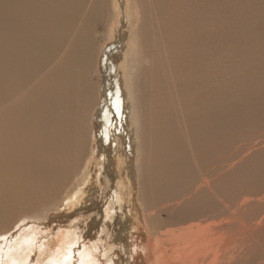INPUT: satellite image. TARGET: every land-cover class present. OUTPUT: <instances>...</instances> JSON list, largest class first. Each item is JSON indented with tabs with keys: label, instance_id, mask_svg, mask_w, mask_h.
<instances>
[{
	"label": "bare ground",
	"instance_id": "6f19581e",
	"mask_svg": "<svg viewBox=\"0 0 264 264\" xmlns=\"http://www.w3.org/2000/svg\"><path fill=\"white\" fill-rule=\"evenodd\" d=\"M254 1L252 6L259 9L255 13L261 17L250 15L252 9L248 2L249 6L244 7L250 10V13L247 11L249 17L240 21L244 12L236 1L233 4L232 0H210L215 6L213 14L216 15L211 16L215 21L211 26L206 19L192 21L189 40L178 45L174 73L168 74L170 81L168 79L165 86L156 91L150 89L149 81L145 83L152 73L144 72L141 77L137 69L142 45L134 40L140 34V23L131 31L128 29L131 34L128 50L119 54L124 30L131 26V8L127 0H112L118 19L116 27L110 25L108 40L103 48L100 46V52L97 48V94V88L90 84L96 49L90 45L87 34L89 25L99 19L106 0L105 5L103 0H97L100 10L93 5L83 9L86 0H0V264L228 263L229 257L224 251L230 240L222 236L220 240L215 239L220 230L228 227L227 222L211 223L203 230L197 226L195 231L184 227L187 230L182 228V236H178L175 232H160L147 212L150 208L156 209L157 200L175 201V191L179 199L187 195L190 183L196 185L193 200L199 202L209 187L208 176L197 166L195 174H191L189 165L202 162L214 147L213 136L203 131L205 122L211 118L219 122L222 118L218 116L230 114L232 110L225 107L226 103L237 109L232 96L245 99L244 102L252 106L261 105L264 90L257 94L241 88L259 81L257 78L264 80V75L259 73H264L261 29L264 30V0ZM136 3L138 21L146 23V19H140L145 3L140 0ZM206 12L200 16L209 19ZM192 14L195 13L190 15L193 17ZM223 29L230 38L225 39L224 33L216 35L215 31ZM219 39L223 44L226 40L236 45L226 47L225 64L214 60L220 47L207 45V40L215 44ZM146 40L150 51L152 42ZM149 54L146 51L143 56L148 64L154 61L153 54ZM120 55L119 68L128 57L130 70L136 72L134 86L135 83L142 85L136 88L139 98L133 108L135 121L128 117L131 154L121 153V156L117 142L122 123L116 122L113 113L116 75L112 69ZM257 57L260 62H256ZM164 58L166 61L168 56ZM237 63L241 71L225 79L221 72L224 66L234 69ZM172 74L177 80V94L174 86H170ZM157 77L155 79H159ZM109 89H112L111 97ZM94 95L98 103L93 107L90 102ZM174 105L180 112L176 117ZM91 109L95 112L90 141V135L85 132L89 129ZM171 119L181 121L186 127L194 124L195 131L201 129L193 151L186 153L184 148L188 129L186 137L179 139L174 120L172 126L169 124ZM130 158L134 163L140 159L138 173L142 178L136 180L134 176L130 180L118 172L121 161L122 165L131 167ZM216 184L215 181L214 186ZM39 212H43L38 218L41 220H25ZM204 213L206 210H199L200 215H197L202 219L200 226ZM22 217L24 222L19 225L18 219ZM243 229L245 238L256 241L251 229L246 226ZM210 231L215 240L211 239ZM260 236L262 242V234Z\"/></svg>",
	"mask_w": 264,
	"mask_h": 264
},
{
	"label": "rangeland",
	"instance_id": "374dc122",
	"mask_svg": "<svg viewBox=\"0 0 264 264\" xmlns=\"http://www.w3.org/2000/svg\"><path fill=\"white\" fill-rule=\"evenodd\" d=\"M162 1L161 0H156V1L155 0H140L142 4L145 3L143 4V6L146 7L145 12L140 18L141 20L146 19L147 22L143 23L144 21H138L139 15H137L136 0H127L131 8V11H130L131 20L129 22V25L131 26H126L124 30L125 38L123 40L122 49L119 52L120 54L124 50H128L129 39L131 40L130 31L132 28H136V24L139 26V23H140V34L137 35L136 39L134 40L135 42L140 41L142 45L141 50H140V57L138 59L137 69H140L141 77L142 76L144 77L143 75L144 72L147 73V75L149 73L150 74L152 73L151 75L148 76L147 79H145V83L146 81L147 83L149 81L150 89H154V90L156 89V91L160 88V86H165V83L168 79L170 81L169 75L171 71L172 73H174V60H176V57L178 56V49L181 45L185 44L189 40L188 39L189 38V35H188L189 27L190 25H193L192 21L194 20V22H196L199 20L206 19V21H209L208 25L211 26L212 23L215 21L214 19H216V18L211 17V16H215L216 13L213 14V12H215V8H214L215 6L213 3L211 4L210 0H202V1L201 0H194V1L193 0H162ZM235 1L238 3L240 7L243 8L244 13L242 14L243 17L242 15L240 16L241 18L240 21H244L243 20L244 18L247 19L249 17L248 12L250 13L251 9L252 10H251L250 15H253L254 18L261 17L259 16V14L256 15L259 9H256L254 6H252L253 4H255L254 0H245V1L244 0H232V3L236 4ZM251 1H253V3ZM164 2L165 4L166 3L167 4L165 5ZM163 4L165 6H163ZM248 4L250 5V8L248 7L250 10L248 9L247 10L248 12H247L246 7L249 6ZM92 5L96 6L99 9L97 0H86V4L83 9H86ZM103 5H105V0H103ZM195 5H197L198 8ZM245 5L246 7H244ZM189 8L191 10L190 12H189ZM122 9H123V4L121 3L120 10ZM170 9L171 11L169 12ZM165 10L168 12V14ZM164 11H165V14H163ZM205 11H207L206 13L208 17H210L209 19L205 17L202 18L203 16H200V13H203ZM171 12L173 13L171 14ZM103 13L105 14L104 22H102ZM115 13L117 12L113 10L112 0H106V6L101 11V14L99 15V19H97L95 23H92L89 25L87 36L90 40V45L95 46V49H96V58L93 63L94 66L96 65V62H97V56H98L97 48L99 47V52H100V46H102L103 48L104 44L107 42L108 40L107 37L110 31V25H114L115 27L117 25L116 20L118 19V17L117 15H115ZM174 13H177V14H175L174 16ZM191 13H195V14H192L193 17L190 16ZM196 14L197 16H195ZM218 14L220 15L221 12H219ZM158 15L162 19H160ZM244 15L246 17H244ZM253 16H250V17H253ZM197 18H199V20ZM261 29L263 31L262 33H264L263 28ZM145 30H147V33L145 32ZM247 30L250 31V28L249 29L247 28ZM174 31L175 33H173ZM215 33H217L216 35H218V33L226 34L228 32L225 29H223L221 32L217 30L215 31ZM103 35H106L105 38H103ZM224 38L226 39L230 37H228V35L226 34ZM146 39L152 42L151 43L152 49H150V51L148 48H146V45H145V42L147 41ZM176 42H177V45H176ZM229 42L226 43V40H224V44H223V41L219 39L217 40V42H215V44L214 43L209 44V40H207L208 46L218 45L220 47V51H218V55L217 56L215 55L214 57L215 61L218 60L219 62L222 60L224 64L227 62L225 58V54L228 53L226 52L227 48L230 49L231 46H234V47L236 46L235 44H230ZM146 51L150 52L149 56L153 54L152 59L154 58V61L156 63L153 60L149 64L146 62V60L144 61L145 58L143 56H145ZM163 55L164 57L168 56V58H166V61ZM169 59L172 60L173 63H171ZM121 61H122V58L120 55L117 58L114 67L112 68L113 72L116 75V87H115V92H114L115 105H114L113 113L116 118V122L121 121L122 123V129L121 131L119 130L118 142H117V151L120 152L119 153L120 156H121V153L131 154V142H130L131 137L127 133V126L129 125L128 117H131L133 121H135L133 108L139 98V93L136 88H140L142 86L137 83H135V86H134V80L137 81V77L135 79L136 72L133 70H130L128 57L125 59V61L123 62L122 68L120 69L119 65ZM143 61L145 62L147 66L144 64ZM256 62H260L258 60V57L256 58ZM169 65H171L170 72L167 73L166 69L169 67ZM233 66H236V67H234V69L233 68L227 69V67L224 66L221 72H222V75H224L225 79L232 77L231 75L235 74L236 72L241 71V66H239L238 63ZM93 68L94 70L90 71V77H91L90 84L94 86L95 88H97V94H98V90H99L98 70L96 66ZM230 71L231 73H229ZM259 73L260 74L262 73L261 74L262 76L264 75L263 72H259ZM173 76L174 74H172L171 76L173 84H170V86L171 85H172L171 87L174 86L175 88L174 92L177 94L178 93L177 91L178 87H176L177 80L175 81ZM156 77L159 79H155ZM257 79L259 81L254 82L252 85H249L247 88H246L247 85L241 88L249 92H256L257 94H261L262 91L264 90V80L262 77L257 78ZM144 86H146V84H144ZM126 88H127V95H126ZM238 91H241V90H238ZM109 94L111 97L112 89H109ZM115 95H116V99H115ZM232 98L235 100L236 106H238L237 109L236 108L233 109L234 106L231 105L230 107V104L226 103L225 107L232 110L230 114L226 113V115H223L222 117L218 116L220 117V119L222 118L220 120L221 122L220 121L218 122L217 119H212V118L205 122L206 125L204 126L203 131L206 132V135L214 137V138L212 137V140H214L212 142L214 143L212 152L210 153V155L205 156L202 162L201 161L198 162L197 165L194 164L193 162H190V165H189L191 168L190 171H192L191 174L193 175L195 174L197 170L196 169V166H197V168L200 169L203 174L205 173L208 176L209 187L206 188L204 197L201 200H199V202H194L193 195L196 189V185L194 183H190L191 189L188 191L189 193L187 195L179 199L180 197L178 193L175 191L176 196L173 197L175 198L174 199L175 201L168 202L166 201V199L168 198L157 200L158 204L155 206L156 209L150 208L147 212V216L150 217L151 220H154L155 227L159 229L160 232L162 233L163 232H173V233L175 232L174 234L178 236H182V233H181L182 228H183V231L187 230V229H184V227L188 229L190 228L192 230L194 229L196 230L197 226H199V229L202 228L201 230H203L206 228V226L207 227L210 226L211 223L217 224L221 222H225V223L227 222L226 224L228 227L225 228L223 231L220 230L217 233L216 238L213 235V233L210 231V234H211L210 237L212 240H215V239L220 240V237L222 236V238L225 237V239L231 241V242L230 241L227 242L228 244V245L226 244L227 249L224 251L226 252L225 253L226 256L229 257V261L227 264H231L232 262H234L235 264H239V263L240 264L242 263L250 264L249 262L252 263V261L254 262L252 264H255V263L259 264L261 261L263 262H261L260 264H264V256H263L264 254V242H263L264 241L263 239L264 238L263 236V231H264V101H263L264 95H263V98L261 99L263 102L260 101L261 105H257V106H252L251 104L249 105L248 103L246 104V102H244L245 99L240 100L239 97L232 96ZM95 103L96 104L98 103L96 95L93 96L90 102V105L94 107ZM173 108L175 110L174 117H176V113H180L179 107L177 105H174ZM94 112H95V109H91L90 118L88 121L89 129L87 132H85L87 135H90V141H91V127L93 123ZM184 118L186 119V117ZM213 118H217V116ZM173 120L174 119H171L169 121V124L171 126H172ZM176 120H174L175 125H176L175 132L178 135L179 139L183 140L184 136L186 137V135L188 134L187 136L188 139L187 137L184 139V143L185 145H187L184 147L186 153L193 151L194 150L193 145L195 142L196 135L197 133L199 134L201 132V129H198V131H195L194 124L192 125V127L190 125H187L186 127L185 125L181 123V121H176ZM179 124L181 127L180 126L178 127ZM186 129H188V132L186 131ZM140 131L143 133V128L142 130L140 129ZM87 135H85L86 139H88ZM190 135L192 136L190 137ZM139 154H142L141 148H139ZM130 162H131V167L129 166V164L122 165V161H121L120 165H118V172L120 173V175H124L127 178H130V180H131V177L133 178L134 176L136 177V180L137 178H142V176L138 173V169L140 168V165H141L140 159H138L134 163L133 159L130 158ZM215 181L217 182L216 186H214ZM244 200H246L247 202L244 203ZM199 210H206V213H204L205 215L203 216V218L205 219L201 223L202 224L201 226L198 224L199 221L202 220V219L201 220L198 219L199 217L197 216V215H200ZM42 213L43 212H39V214L30 216L31 219L25 218V220L29 222L31 221L35 222V221L41 220L38 218L42 215ZM213 216H216L217 218L214 219ZM232 216L233 218L231 220ZM16 218L14 220H16ZM22 220H24V217L18 219V221H20L19 225L24 222ZM245 226L253 231L251 233L252 236L256 235V238L254 236V240L256 241L251 242L249 241V237L245 238V235H244L245 232L243 231L244 230L243 228ZM261 234H262V242H260ZM152 239L155 241L154 236L152 237ZM164 240H169V239L167 237H164ZM235 240H237L238 242ZM229 243L230 244L233 243V246L229 245ZM155 245H156V242H155ZM239 247H241V249ZM243 250H246V251H243ZM249 250L250 251L252 250V251L249 252ZM231 251L233 253H231ZM235 251L237 252V254ZM260 252H262L263 254H261ZM247 254H250V255L247 256ZM258 254H259V257L257 256ZM260 254L262 256H260ZM243 256L244 258H242ZM253 256H256L258 258H255ZM249 257L251 258V260ZM231 258L235 259L236 261L238 260L237 261L238 263H236V261L232 260Z\"/></svg>",
	"mask_w": 264,
	"mask_h": 264
}]
</instances>
